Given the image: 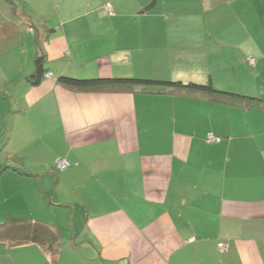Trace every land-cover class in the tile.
<instances>
[{
	"label": "crops",
	"instance_id": "crops-1",
	"mask_svg": "<svg viewBox=\"0 0 264 264\" xmlns=\"http://www.w3.org/2000/svg\"><path fill=\"white\" fill-rule=\"evenodd\" d=\"M60 76L264 99V0H0V226L38 220L62 236L57 259L0 238V264H264L263 107L162 87L80 92Z\"/></svg>",
	"mask_w": 264,
	"mask_h": 264
},
{
	"label": "trees",
	"instance_id": "trees-1",
	"mask_svg": "<svg viewBox=\"0 0 264 264\" xmlns=\"http://www.w3.org/2000/svg\"><path fill=\"white\" fill-rule=\"evenodd\" d=\"M154 4L155 1L146 6L145 9H152ZM45 61L46 54L38 51L35 61L36 70L30 76L32 84L38 85L41 82L44 76L43 65ZM58 83L66 88L80 92H125L136 89L147 91L154 87L171 88L174 92H202L214 98L234 102L245 107L260 106L264 108V99L261 97L224 92L215 89L210 84L183 83L182 81L157 80L141 77L75 78L70 76H60ZM216 141H220V138ZM58 228L59 226L55 224H48L38 220H13L1 224L0 238L8 241L11 245L29 242L36 243L57 259L62 243L61 232Z\"/></svg>",
	"mask_w": 264,
	"mask_h": 264
},
{
	"label": "rangeland",
	"instance_id": "rangeland-1",
	"mask_svg": "<svg viewBox=\"0 0 264 264\" xmlns=\"http://www.w3.org/2000/svg\"><path fill=\"white\" fill-rule=\"evenodd\" d=\"M28 3L31 1V0H26ZM253 62V61H252ZM69 213V212H68ZM71 214V211L70 213ZM51 217H53L54 215H50ZM58 221L60 223V226L64 229V231L67 233V231L69 232L70 231V225L69 223L71 222V220H66L65 217L63 215H60L59 218H58ZM64 237H66V234L63 233ZM72 239L70 237L68 238H65V242H68V241H71ZM66 251H67V254L69 257H71L72 260L76 261H82V257H81V253L83 252H87L85 250V248L83 247H80V249H77L76 246H73V245H69L66 246Z\"/></svg>",
	"mask_w": 264,
	"mask_h": 264
},
{
	"label": "built area",
	"instance_id": "built-area-1",
	"mask_svg": "<svg viewBox=\"0 0 264 264\" xmlns=\"http://www.w3.org/2000/svg\"><path fill=\"white\" fill-rule=\"evenodd\" d=\"M30 30H32V29H30ZM46 76L50 77V76H52V73H47ZM210 139L214 140V141L219 140V138H215L214 136H210ZM56 165H57L58 169L65 170V169H67L70 166V162L67 159H59V160H57ZM219 247L221 249H226L227 245L220 244Z\"/></svg>",
	"mask_w": 264,
	"mask_h": 264
}]
</instances>
